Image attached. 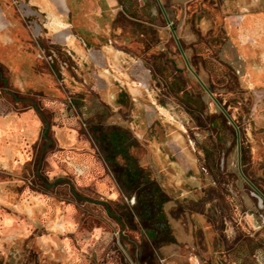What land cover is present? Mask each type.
<instances>
[{
    "label": "flooded vegetation",
    "instance_id": "flooded-vegetation-1",
    "mask_svg": "<svg viewBox=\"0 0 264 264\" xmlns=\"http://www.w3.org/2000/svg\"><path fill=\"white\" fill-rule=\"evenodd\" d=\"M171 1L16 0L13 5L11 0H0V94L3 91L11 99L0 97V169L24 173L35 169L40 178L47 149L60 150L62 154L53 155L49 166L51 172L62 173V177L51 184L39 182L54 189L53 195L45 198L24 185L25 196L17 211L37 220L42 219V210L47 211L46 218L51 217L53 227L65 231L69 241L79 227L77 220L82 218L80 233L88 238L82 249L89 258L105 254L110 259L116 251H126L121 243L123 238L128 241L123 216L136 219L140 226L150 224L147 233L154 243L155 228L168 234L161 214L166 199L172 198L191 216L197 213L206 217L215 232L217 262L208 255L204 232L195 226L191 231L195 250L203 253V264H264V239L260 238L264 231L256 228L259 224L264 227V214L259 210L247 212L231 182L219 183L225 154L217 164L210 130L203 126L209 124L219 137L229 128L234 132L240 172L251 188L250 195L261 199L259 205L264 208L263 185L248 180L247 169L243 170L249 150L246 145L254 138L250 90H264V80L256 83L251 78V74L264 78V62L243 67L249 62L250 49H254L244 37L257 21L263 22L264 0H256L258 11L249 5L250 0H189L183 8ZM220 28L243 56L239 59L243 67L239 78L242 96L232 91L225 96L216 92L237 75L213 56V51L223 45L217 36ZM260 41L264 46V36ZM56 50L72 63L71 69L66 61L60 66L62 71H57ZM202 73L210 80H203ZM190 76L211 99L210 107L218 108L219 113L214 109L200 113L205 108L203 101L186 88ZM61 79L66 88L59 84ZM28 93L30 96H26ZM49 96L57 101L47 102ZM117 115L128 117V128L117 126ZM58 121L62 127L54 131L52 127ZM108 121L112 124L107 125ZM169 126L176 128L169 132ZM51 130L54 138L49 136ZM152 138H162L158 146L171 147L167 139L176 143L172 155L167 153L170 162L176 164L173 156L185 148L177 144L178 140H186L202 175L201 196L195 189V196L181 201L164 188L161 169L154 161L157 151ZM135 142L144 143L146 166L130 153ZM105 155L112 166L106 163ZM118 157L125 164H119ZM150 170L157 172V182ZM207 174L214 178V186L209 189L205 186ZM190 178L196 176L191 174ZM60 184L70 191L65 202L58 199L56 189ZM188 189L182 194L187 196ZM9 196L14 197V192ZM86 203L101 205L104 215L87 216L80 207ZM123 208L127 215L121 212ZM229 208L235 211L231 221L226 215ZM9 220L13 227L6 229L13 234H25L30 229L26 222L14 227L15 218ZM111 222L117 230H111ZM109 234L117 236V250L109 244ZM67 247L68 258L76 261V248Z\"/></svg>",
    "mask_w": 264,
    "mask_h": 264
},
{
    "label": "rangeland",
    "instance_id": "rangeland-1",
    "mask_svg": "<svg viewBox=\"0 0 264 264\" xmlns=\"http://www.w3.org/2000/svg\"><path fill=\"white\" fill-rule=\"evenodd\" d=\"M14 1L16 0H11L13 5L15 4ZM187 1L189 0H173L171 1V4L183 8ZM249 5L255 6L256 11H258L260 8V4H257L256 0H250ZM249 13L254 14L255 11L249 10ZM17 14L19 15V13ZM247 32L248 34H246L244 37L245 42H248V46L254 48L252 49L254 51L250 49L248 56L249 62L244 63V68L253 63L261 64L264 62V46L259 44V42H261L260 40L262 36H264V28H262L261 23L257 21L254 25V28L251 26ZM217 36L223 41V45L219 50L213 51V56L220 63L230 66L232 70L237 73V75L236 77H230V82L228 85L223 88H217L216 92L219 95L225 96L228 91H232L234 92L235 96L236 94L242 96L244 91H242L239 83V78L243 75L242 63L239 60L241 57H243L242 53L238 48L239 46L234 43V41L232 42V40L228 39L227 32L224 28H220L218 30ZM211 46L214 48L213 45ZM45 48L47 49V52H49L50 49L47 46H45ZM59 52L57 51L59 59L55 61V67L57 71H62L60 66L64 65L67 60L63 55L60 54L61 52ZM67 63L68 68L71 69L72 63L68 61ZM180 66L182 67L183 65L180 64ZM201 76L206 82L210 80V78L205 76L204 73H202ZM251 78L252 81L256 83L263 82L264 80V78L256 74H251ZM188 81L189 84L186 86V88L192 92L191 94H197V96L200 97L204 103L205 108L200 111V113L208 114L213 109L219 113L220 110L218 108L213 106L210 107L211 99L207 94H205L204 90L198 86L195 78L190 76L188 77ZM59 84H64L62 79L61 82L59 81ZM1 92L2 93L0 94V97H5L8 100H11L4 94L3 91ZM66 92L70 94L69 90ZM250 93L254 99V106L252 108L250 117V125L254 138L250 139L249 144L246 145L247 149L249 150H247L243 170L245 171V169H247L246 175L248 176V180L263 185L262 192H264V90L257 91L252 89L250 90ZM29 94L30 93H28L26 96H30ZM258 96L260 97L258 98ZM255 98L258 100L256 101ZM50 99L57 101L55 97L52 96L45 98L47 102L50 101ZM74 115L77 116L75 112ZM79 116L82 117V113H80V111ZM126 117L127 116L125 115H117V126H120L121 128H128L129 120L128 117ZM256 122H258V125ZM78 124L80 128L82 124L81 120H79ZM106 124L109 125L112 123L108 121ZM203 126L210 130V144H212L217 151V164L221 163V160L223 159V152L225 154L224 169L218 172L219 183L225 184L227 182H231L230 184H232L234 189L239 193L240 200L243 202L244 208L247 212H256L259 210L264 214V208L260 207L259 199L250 195L251 188L247 186L246 181L240 172L239 148L234 132L230 131L229 128L227 132H224L222 137H219V134H217L214 129L211 130V128H209V124H203ZM60 127L62 126L60 125V121H58L55 123V126H53L52 129L56 131ZM174 128L176 127L169 126V132H171ZM2 132L3 131L1 130V135ZM82 132L84 136H87L86 130L84 131L83 128ZM49 136L50 138H54L52 130L50 131ZM161 139L162 138L156 140L152 138V142L155 146V150L157 151L154 154V161L161 169L159 175L165 183L164 188L174 197L180 198L181 201H184V199L189 201L190 198L195 196V189L197 191V195L201 196L199 186L203 182V179L201 178L202 175L199 171V167L195 161L194 155L187 147L186 140H178L177 144L182 145V147L185 146V148H183L180 153H177L175 156H173L178 162V164H176L171 163V157L167 156V153L172 155V151L175 148L173 147V144L176 143L172 142L171 139H167V142L169 143L167 145L171 147H167L162 144L158 146V143L161 142ZM130 143H128V145H130ZM134 144L135 147L130 148V153L137 157L140 165L146 166L148 163L145 155L146 151L144 143L135 142ZM52 149L53 148L47 149L44 155L43 165L39 172L40 178L38 177V172L35 169L25 173L20 172L19 170L6 172L0 169V264H109L108 261L110 259H114V264H132L131 261L134 262V264H161V260L165 262L164 264H199V262L203 264V259L201 257L203 253H198L197 250H195L193 238L191 236V231L193 229L190 219L191 214L188 210H185L179 206L172 198L166 199V202L162 206L163 210L161 214L162 222L166 225L169 236H167L168 234H162L155 228L154 233L157 235L156 242L154 243L149 239L150 236L147 233V228L150 227V224L146 222L147 225L143 224V226H140L136 219L132 220L126 216H123L125 222V228L123 229V232L128 237V241L123 238L121 239V243L123 246H125V248H123L126 251L123 252L120 250L118 253L116 251L113 253L112 258L110 257V259L105 257V254L100 258L96 257V255H93L92 258H89L88 255L83 251L82 248L84 246V242H86L88 238L82 237V234L80 233V231H82L81 225L84 221L82 218L77 220L79 227L75 229L71 238L72 241L71 239L69 241L67 240L65 231L56 230L53 227L54 220L51 217L46 218V215L48 214L47 211H41L40 216L42 219L39 220L29 218L24 213L20 214L17 210L19 209V205L22 204V199L25 196L24 185L30 186L32 188L31 190H33L35 193H41L45 196V198L51 197L53 195L52 193H54V189L47 188V186L43 183L40 185L39 182L44 181L47 184H51L56 180V178L62 177V173L54 174L51 172L49 166L51 157L53 155L55 156L62 154L60 150H57L56 153L54 150L52 151ZM103 158L106 159L105 161L108 165L112 166L113 163L111 164V159L108 158L107 155L103 156ZM118 160L119 164H125L123 158L118 157ZM150 172L152 178L157 182V180H159L157 172L151 170ZM191 174L195 175L196 179L192 180L190 178ZM205 178V186L208 189L214 186V178L210 174H207ZM170 182L173 183V185L170 184ZM38 184L39 187H37ZM186 189L189 190L187 196L186 194H182L185 193ZM56 190L58 191L59 201L65 202L67 200L66 195L70 194L69 188L60 184L57 186ZM11 192H14V197L9 196ZM218 192L219 194L222 193V189L220 187L218 188ZM82 193L89 195L91 198H96L89 192ZM80 207L82 210H85L87 216L95 215L97 217H101L104 215L102 206L97 203H86L85 205H80ZM121 212L126 215L128 214L125 208L121 209ZM226 215L229 221H231L235 215L234 208H229ZM200 216L201 215H198L197 213L192 214L193 223L195 224L196 230H201L204 232L208 241L206 243L208 246V255L213 259L214 262H217L219 257L215 253L217 248L214 246L213 240L215 237V232L209 227L206 217ZM10 217L15 218L14 227H16V223L19 222H26L28 225L30 224L29 231L27 230L25 234L19 232L14 234L11 233V231L6 229L7 226H12V224H9ZM144 221L146 220L144 219ZM110 225L111 230H117V226L112 222ZM245 227L249 228L248 226ZM259 227H261V233H263L264 227L261 224L256 226V228ZM254 233H252V235ZM108 236H111L109 244L114 246L115 250H117V236H113L112 234H109ZM262 236L263 237L260 238L264 239V235ZM67 245L70 246V249L72 246L76 248V250L74 249L78 257L75 259L76 261L72 262L68 258L69 254ZM134 245L137 246V249L133 251ZM117 255L119 256L118 262Z\"/></svg>",
    "mask_w": 264,
    "mask_h": 264
},
{
    "label": "crops",
    "instance_id": "crops-1",
    "mask_svg": "<svg viewBox=\"0 0 264 264\" xmlns=\"http://www.w3.org/2000/svg\"><path fill=\"white\" fill-rule=\"evenodd\" d=\"M261 25H262V28H264V20H263V22H261ZM0 131H1V130H0ZM0 136H1V134H0ZM155 153H156V152H155ZM155 153H154V154H155ZM200 217H201V216H200ZM190 219H191L192 225L195 226V224L193 223L192 216H191ZM208 225H209L210 228H212L211 225H210L209 223H208Z\"/></svg>",
    "mask_w": 264,
    "mask_h": 264
},
{
    "label": "water",
    "instance_id": "water-1",
    "mask_svg": "<svg viewBox=\"0 0 264 264\" xmlns=\"http://www.w3.org/2000/svg\"><path fill=\"white\" fill-rule=\"evenodd\" d=\"M260 200V202H262V200L261 199H259Z\"/></svg>",
    "mask_w": 264,
    "mask_h": 264
}]
</instances>
